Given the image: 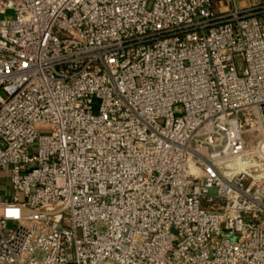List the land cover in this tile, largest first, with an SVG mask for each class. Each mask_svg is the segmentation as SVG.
<instances>
[{
	"label": "built area",
	"instance_id": "obj_1",
	"mask_svg": "<svg viewBox=\"0 0 264 264\" xmlns=\"http://www.w3.org/2000/svg\"><path fill=\"white\" fill-rule=\"evenodd\" d=\"M222 2L0 0V264H264V0Z\"/></svg>",
	"mask_w": 264,
	"mask_h": 264
},
{
	"label": "rangeland",
	"instance_id": "obj_2",
	"mask_svg": "<svg viewBox=\"0 0 264 264\" xmlns=\"http://www.w3.org/2000/svg\"><path fill=\"white\" fill-rule=\"evenodd\" d=\"M216 4L215 12L216 13H224L225 8L223 7L222 0H214ZM41 132H45L46 130L42 129ZM244 138L247 139V135H244ZM256 142V140H254ZM0 184H1V196L0 200L11 199L13 195L18 194L12 188V184L10 182V166L3 168L0 170Z\"/></svg>",
	"mask_w": 264,
	"mask_h": 264
}]
</instances>
